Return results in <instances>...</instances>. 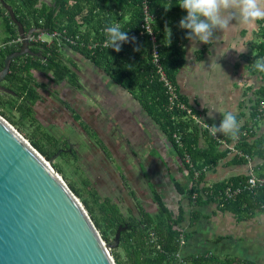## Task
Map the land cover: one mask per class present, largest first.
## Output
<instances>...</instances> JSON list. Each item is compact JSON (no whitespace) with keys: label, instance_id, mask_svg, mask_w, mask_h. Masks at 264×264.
I'll use <instances>...</instances> for the list:
<instances>
[{"label":"trees","instance_id":"obj_1","mask_svg":"<svg viewBox=\"0 0 264 264\" xmlns=\"http://www.w3.org/2000/svg\"><path fill=\"white\" fill-rule=\"evenodd\" d=\"M5 1L13 8L25 33L31 30L37 32L33 33L30 40V50L34 55L12 62L10 74L3 84L10 92H0V113L42 156L51 161L59 153L62 156L76 155L74 151H69L67 141L57 140L51 132L41 130L54 147L51 151L44 143L36 140L34 135L29 134L24 126L26 119L36 121L35 106L41 99L39 87L34 82L33 70L53 72V77L58 81L69 80L74 86H78V75L67 62L66 52L70 50L85 57L98 68L110 70L113 65L117 66L113 77L115 82L140 97L149 114L158 121L189 171L190 183L183 194L197 208L192 216V223L201 217L200 209L210 203L218 204L221 210L232 212L239 218H251L257 213H264V186L253 191L246 190L231 200L223 197L224 191L232 183L238 185L248 181V174L232 177L212 187L205 186L207 171L221 160L230 158V163L234 165L250 164V161L238 155H228L234 144L233 140L230 136L218 133L227 143L226 149L221 151L222 144L197 120V117H203L202 112L190 106L182 96L181 99L192 109L193 115L188 116L185 111L171 107L169 95L154 72L150 36L147 33L142 35L144 0H52L51 3L44 0ZM181 2L182 0H149V13L154 17L152 30L158 40L160 61L176 84L177 75L186 61L182 44L190 31L184 29L181 37L174 34L178 30V20L187 15V11L180 6ZM177 12L180 14H176ZM0 14L7 34L5 45L0 48L1 72L7 58L20 51L21 44L17 40L21 37L11 13L1 1ZM113 25H119L130 38V42L122 44L119 52L104 47L108 38L104 30ZM261 34L264 38V26ZM42 35L52 37V42L42 40ZM132 37H135V41H131ZM256 49L257 55L250 66L251 72L264 79V73L255 68V60L264 58V43ZM5 96L9 99L5 100ZM263 102L264 87L251 100L249 118L240 128L239 141L233 145L251 156L252 162L259 161V165L254 167V175L260 178L264 177V134L260 133V124L264 121V110H260ZM14 111L20 112L18 119L15 118ZM203 140H206V146H202ZM55 167L69 180L62 169ZM196 171L200 172L199 177H196ZM87 184L90 186L88 182L85 183L86 186ZM68 185L82 200L106 244L113 243L120 226H127L121 232L119 246L112 250L116 264H177V254L184 256L183 264H256L233 258L220 260L210 253L188 255L187 248L181 244L183 238L188 243L191 239L190 231L184 226L187 219L184 211L175 215L164 205H160L159 213L155 216H150L142 209L141 217L127 218L118 204L110 198L100 203L94 188L90 193L91 203L75 184L69 181ZM95 205L98 206L100 216L96 214ZM152 233L156 237L154 243Z\"/></svg>","mask_w":264,"mask_h":264},{"label":"crops","instance_id":"obj_2","mask_svg":"<svg viewBox=\"0 0 264 264\" xmlns=\"http://www.w3.org/2000/svg\"><path fill=\"white\" fill-rule=\"evenodd\" d=\"M263 23L259 21L251 31L237 28L231 34L216 30L214 37L221 39L213 44L188 38L182 44L186 61L177 75V85L188 104L202 112L203 125L219 127L222 113L228 111L235 112L242 125L247 122L251 100L264 87V79L253 74L250 67L257 55L256 47L264 43ZM177 29L175 36L181 37L184 29L180 27V20ZM6 38L0 14V43L3 42L0 48ZM240 45L246 46L242 53L231 48ZM66 53L67 59L75 61L71 66L78 75V86L69 80L55 81L53 72L33 70L41 96L37 104L41 101L44 106L42 94L48 86L54 89L58 94L55 99L66 107L65 119L83 130L80 132L86 141L95 140L96 176L103 183L105 179L118 180L121 201L116 204L121 211L122 201L127 209L140 212L137 215L140 217L142 209L150 216L157 215L160 205L175 215L184 211L187 218L184 226L191 233L186 247L188 255L210 253L220 260L233 258L264 264V213L239 218L210 203L200 209L201 217L192 223L197 208L183 194L190 183V174L158 121L149 114L140 97L115 82L117 66L105 70L70 50ZM249 79L252 84L241 83ZM209 112L214 118L209 117ZM260 133L264 134V121L260 124ZM202 146H206V140ZM224 149L222 146L221 151ZM258 165L259 161L234 165L230 158L223 159L207 171L205 186L249 175Z\"/></svg>","mask_w":264,"mask_h":264},{"label":"water","instance_id":"obj_3","mask_svg":"<svg viewBox=\"0 0 264 264\" xmlns=\"http://www.w3.org/2000/svg\"><path fill=\"white\" fill-rule=\"evenodd\" d=\"M22 39L0 72V92L12 62L27 55L30 38L13 8ZM70 152L72 147H70ZM120 226L112 244H106L80 199L44 157L0 114V264H116L112 250L120 243Z\"/></svg>","mask_w":264,"mask_h":264},{"label":"rangeland","instance_id":"obj_4","mask_svg":"<svg viewBox=\"0 0 264 264\" xmlns=\"http://www.w3.org/2000/svg\"><path fill=\"white\" fill-rule=\"evenodd\" d=\"M44 1L48 3L52 2V0H44ZM41 39L47 40V42H52V37L48 35L45 36L42 35ZM73 60H74L73 58H68L67 62L68 64H70V66L72 62H75ZM71 68L74 69L73 66H71ZM55 81L58 80L55 79ZM32 85H33V81H32ZM53 90L54 89L49 88L48 86V89H45L44 94H42V97H44L45 100L44 102H42L44 103V106H41L40 104L41 101L38 104H36L35 106L36 121L27 120V119L24 120V126L27 129L28 133L34 135V138L36 140L44 143L47 146V148L50 149L51 151L54 150V147L45 138L44 134L41 133V130H47L51 132V134L57 140L67 141L69 143L70 147H72V151L75 152L76 154L75 156L77 157H75L74 155L62 156V153H59L53 157L52 159L53 164L55 166H58L60 169L64 171L65 175L69 180L65 179L62 173L59 172L58 173L59 176L65 181V183L68 185L70 181L73 184H75V186L82 191L84 197L89 199L91 203H93L90 196V193L92 192V188L95 189L94 191H96V195L99 197L100 203H102L106 198H110L115 203H117L119 200L121 201L120 199L121 194L119 193V189L117 188L118 180L116 179L115 181H113V179L110 178V179H105L103 183V181L97 178L96 176L97 156L95 154L96 151L95 140L91 138V140L85 141V138L81 136L82 134L80 132L83 130L80 128L73 127L67 121V119H65L67 118V114L65 113L66 107L65 105L59 103L56 100L58 98L57 97L58 94H55ZM6 92H10V90H7ZM54 94L56 95V97ZM7 99H9V97L5 96V100ZM13 113L15 114V118L18 119L19 117L18 115L20 112L14 111ZM15 129L17 130V128ZM19 133L29 143V141L25 138V136L21 132ZM89 134L93 135L91 134V132ZM86 153H88V155ZM46 161L48 163H51V161L47 159ZM86 182H88L91 187L88 184H87L88 186H86L85 185ZM80 201L82 203L81 199ZM119 205L123 207V213L127 218L131 217L137 219V217H140L137 216L138 213L140 212L137 213V211H135L134 209L131 210L127 209L128 207H126V204H124L123 201L119 203ZM95 209H96V214L100 216L98 206L95 205Z\"/></svg>","mask_w":264,"mask_h":264},{"label":"clouds","instance_id":"obj_5","mask_svg":"<svg viewBox=\"0 0 264 264\" xmlns=\"http://www.w3.org/2000/svg\"><path fill=\"white\" fill-rule=\"evenodd\" d=\"M180 6L187 11V15L180 20V27L190 30L187 38L205 44H213L214 41L221 39L214 37L216 30L230 34L237 28L251 31L257 27L259 21H264V0H182ZM104 31L108 37L105 47L113 48L116 52L121 51L123 43L130 42L129 36L119 25L106 27ZM131 41H135V37H132ZM231 48L242 53L246 46ZM255 68L258 72L264 73V58L255 60ZM245 82L253 83L250 79L241 81ZM222 114L223 119L219 127L210 126L208 131L213 136L221 133L235 141L243 122L237 119L235 112L228 111ZM208 115L214 118L212 112Z\"/></svg>","mask_w":264,"mask_h":264},{"label":"built area","instance_id":"obj_6","mask_svg":"<svg viewBox=\"0 0 264 264\" xmlns=\"http://www.w3.org/2000/svg\"><path fill=\"white\" fill-rule=\"evenodd\" d=\"M154 22V17L149 13V0H144V23H143V29L142 35L144 33L149 34L150 36V42L152 43V63L154 66V72L159 78V81H161L166 89L167 95H169L168 100H170L171 107H177L181 109L182 111H185L188 116L193 115L192 109L181 99L180 91L178 88V85L174 82V80L169 76L168 72L165 71L163 68V65L160 61V54H159V44L156 35L154 34L152 30V25ZM32 40V37L30 38ZM17 42L22 43L21 39H18ZM127 44V43H125ZM105 47V44H104ZM260 110H264V102L262 103ZM198 122L203 125L202 118L197 117ZM205 128L210 127V125H203ZM215 139L219 141V143L222 144L225 148L227 147L226 140L222 138V136H219L218 133L215 136ZM240 139V134L238 135V138L233 141V143H237ZM234 144H232V147L228 151V155H238L242 158H246L248 161H250V164H252V158L249 155H246L244 152L240 151L238 148H234ZM190 160H188L189 162ZM250 178L246 182H241L240 184H231L223 193V197L226 199H234L237 198L239 195H241L244 191L249 190L253 191L256 190L262 186H264V177L260 178L254 175V168H252V171L249 173ZM200 176V172L196 171V177ZM197 197V194L194 196V199ZM156 241V237L154 236V233H152V242L154 243ZM181 244L183 247H186L188 242L186 238H183L181 240ZM183 255L177 254L178 262L177 264H183Z\"/></svg>","mask_w":264,"mask_h":264},{"label":"flooded vegetation","instance_id":"obj_7","mask_svg":"<svg viewBox=\"0 0 264 264\" xmlns=\"http://www.w3.org/2000/svg\"><path fill=\"white\" fill-rule=\"evenodd\" d=\"M21 47H22V43H21ZM30 49H31V47H30ZM31 53H32V52H31ZM32 54H33V53H32ZM33 55H34V54H33ZM33 55H32V56H33ZM28 56H31V55H28ZM81 136H83V135H81ZM83 138H84V136H83ZM85 141H86V139H85Z\"/></svg>","mask_w":264,"mask_h":264}]
</instances>
